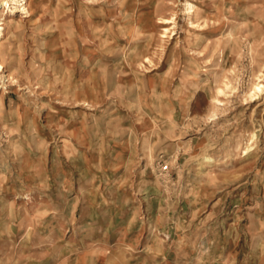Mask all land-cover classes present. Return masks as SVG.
I'll return each mask as SVG.
<instances>
[{
  "label": "rangeland",
  "instance_id": "obj_1",
  "mask_svg": "<svg viewBox=\"0 0 264 264\" xmlns=\"http://www.w3.org/2000/svg\"><path fill=\"white\" fill-rule=\"evenodd\" d=\"M25 1L0 0V264H264V0Z\"/></svg>",
  "mask_w": 264,
  "mask_h": 264
},
{
  "label": "bare ground",
  "instance_id": "obj_2",
  "mask_svg": "<svg viewBox=\"0 0 264 264\" xmlns=\"http://www.w3.org/2000/svg\"><path fill=\"white\" fill-rule=\"evenodd\" d=\"M13 2V4H17L14 8V11L18 12V13H23L26 14V17L29 15L30 11H29V7H28V3L25 0H11ZM13 9V8H12ZM185 15L188 16V19L191 21V28H194L197 24V21L200 20V18H195L197 17V15H199L198 13L195 12V8L193 4H188L187 9L185 10ZM173 19L171 18H166V19H162L160 20L158 23L166 25V24H172ZM0 24V38L4 37V34L2 32V27ZM163 30L166 32L169 29L167 27H164ZM12 36V35H11ZM11 38V37H10ZM4 70L3 64L0 62V73H2ZM4 74V73H3ZM1 79H4L3 75H0ZM224 93L223 89L218 88V95H222ZM264 94V84H260V83H256L253 88H251V90L249 92H247V96L245 98L246 102H244V105H254V110H256L258 107L262 106L264 104V101H261L262 99V95ZM216 105L217 106H223V102L221 100H216ZM250 148H245L244 151V155H247L249 153Z\"/></svg>",
  "mask_w": 264,
  "mask_h": 264
},
{
  "label": "built area",
  "instance_id": "obj_3",
  "mask_svg": "<svg viewBox=\"0 0 264 264\" xmlns=\"http://www.w3.org/2000/svg\"><path fill=\"white\" fill-rule=\"evenodd\" d=\"M160 166H159V171L160 173H167L168 171V164L165 163V161L159 162Z\"/></svg>",
  "mask_w": 264,
  "mask_h": 264
},
{
  "label": "crops",
  "instance_id": "obj_4",
  "mask_svg": "<svg viewBox=\"0 0 264 264\" xmlns=\"http://www.w3.org/2000/svg\"><path fill=\"white\" fill-rule=\"evenodd\" d=\"M84 148V147H83ZM80 149V148H79ZM82 149V148H81ZM82 151H83V154H84V150L82 149ZM76 152H78V151H76Z\"/></svg>",
  "mask_w": 264,
  "mask_h": 264
}]
</instances>
